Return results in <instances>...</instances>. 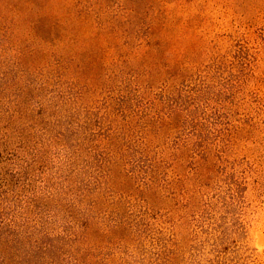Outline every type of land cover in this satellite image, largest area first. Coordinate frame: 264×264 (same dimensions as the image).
I'll list each match as a JSON object with an SVG mask.
<instances>
[{"label": "rangeland", "instance_id": "374dc122", "mask_svg": "<svg viewBox=\"0 0 264 264\" xmlns=\"http://www.w3.org/2000/svg\"><path fill=\"white\" fill-rule=\"evenodd\" d=\"M100 1L0 0V264H264V0Z\"/></svg>", "mask_w": 264, "mask_h": 264}, {"label": "trees", "instance_id": "16d2710c", "mask_svg": "<svg viewBox=\"0 0 264 264\" xmlns=\"http://www.w3.org/2000/svg\"><path fill=\"white\" fill-rule=\"evenodd\" d=\"M95 1H96L95 4H92L91 8L88 5V7L85 9L87 13H89V15L94 18V24H97L100 26L101 22H108V23H111L114 29L120 28L119 20L108 12L103 2L100 0H95ZM102 19L104 21H102ZM136 27H137V24H136ZM136 34H137V31L134 32L133 35H136Z\"/></svg>", "mask_w": 264, "mask_h": 264}]
</instances>
